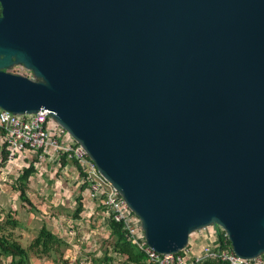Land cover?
I'll return each mask as SVG.
<instances>
[{"label":"water","instance_id":"obj_1","mask_svg":"<svg viewBox=\"0 0 264 264\" xmlns=\"http://www.w3.org/2000/svg\"><path fill=\"white\" fill-rule=\"evenodd\" d=\"M1 1V109L49 110L157 253L264 255V0Z\"/></svg>","mask_w":264,"mask_h":264},{"label":"built area","instance_id":"obj_2","mask_svg":"<svg viewBox=\"0 0 264 264\" xmlns=\"http://www.w3.org/2000/svg\"><path fill=\"white\" fill-rule=\"evenodd\" d=\"M25 71L22 66L10 70L34 79ZM0 138L5 141L9 151L7 163H15L23 155L37 158L38 163L51 161L59 164L61 156L65 154L76 161L86 176L91 199L101 201L106 218L123 224L131 242L146 254L149 261L157 264H202L205 259H213L227 264H264V255L256 259H242L235 254L228 233L219 225L193 233L182 253H157L147 243L140 218L129 208L120 192L99 173L85 149L57 123L49 110L15 115L0 108ZM197 235L194 244L192 238ZM198 244H202V250L200 254H195L193 248ZM82 264L85 262L82 261Z\"/></svg>","mask_w":264,"mask_h":264},{"label":"rangeland","instance_id":"obj_3","mask_svg":"<svg viewBox=\"0 0 264 264\" xmlns=\"http://www.w3.org/2000/svg\"><path fill=\"white\" fill-rule=\"evenodd\" d=\"M32 158L33 157L29 158V156H20L17 158L15 163H6V165L0 167V177H3L0 182L3 185H7L9 188L7 198L0 197V219H2V223H5L10 215L19 222V226L16 229H8L6 232H12L14 237L24 248L27 249L44 224L47 225L50 230L53 229V223H55L57 227L61 224L63 229L60 231V227L59 229L56 228V233L61 234L63 240H65L67 244L66 246L61 247L60 256L48 258L35 257L30 254L31 264H41L44 262H47L46 264H64V260H68V262H70L69 260L70 257L72 258V254H75L77 258L79 256L80 258L78 259L80 261H87L88 264H90V262L94 263V260H99L104 255L103 252L105 244L110 234L108 230L109 219L105 217V212L102 211V208H100L103 207L101 205V201L98 200L96 202L91 199L89 190H87L85 194L86 200L89 199L88 202H96V205L89 209L90 206L87 204L85 206V211L82 214L83 218L74 219L73 215L77 206L75 200L78 196H80L81 185L73 183L69 179L67 182L64 179L63 183L60 176L65 167H60L57 162L54 163L50 161V169H45L47 163H37V168H40V171L44 173L49 172L50 176H44V179L36 177V181L39 182L42 191L36 190L34 187L29 190V197L34 204L33 208L30 207L19 198L20 193L16 192L13 187L15 186L16 180L21 175L23 169L27 168L31 164L33 160ZM40 171L38 170V173H42ZM56 173H59L57 177L61 181V185H59L58 182L53 181ZM45 184H48L47 188ZM63 185H66V187ZM65 189L69 190V193H72V190L73 197L68 198L67 195H65L68 191ZM61 196H64V199L58 201ZM99 203L100 207H98ZM69 221L73 224L72 227L74 229L71 226H68ZM198 235L195 236V238H192V243L195 244L196 237H198ZM85 244L88 249L81 252L82 250L79 247ZM74 246L79 247L74 248ZM91 247L94 253L89 252ZM72 248L73 250L71 252L73 253L69 252ZM82 254H84V256L81 257ZM4 259L6 258L0 255V264L4 262ZM52 259L56 260V262H52Z\"/></svg>","mask_w":264,"mask_h":264},{"label":"trees","instance_id":"obj_4","mask_svg":"<svg viewBox=\"0 0 264 264\" xmlns=\"http://www.w3.org/2000/svg\"><path fill=\"white\" fill-rule=\"evenodd\" d=\"M9 151L4 140L0 138V167L6 165L8 160ZM38 159L34 158L31 164L24 168L21 175L17 178L16 184L13 187L20 193L19 198L28 204L30 207H34L33 202L28 196L29 179L37 171ZM68 164L74 165L80 172V177L83 179V186L81 192L87 191L88 184L86 176L83 170L77 165L76 161L70 160L65 154L61 156L59 160L60 167H66ZM85 199V197H84ZM97 202V201H96ZM95 202V203H96ZM76 210L74 212V219H82L83 212L85 211L84 200L80 195L76 199ZM100 207V203L99 206ZM102 211H105L103 207ZM19 226L18 220L12 216H8L5 223H2L0 219V255L4 256L3 264H31L30 254L36 257H48L53 258L60 256L61 247L66 246V241L63 237L50 230L47 225H43L37 236L34 238L29 248H24L22 244L14 237L12 232H6V230H14ZM108 230L110 232L108 240L105 244L104 255L99 260H94V263L99 264H157L149 261L146 254L138 249L127 236L126 230H124L123 224L109 219ZM202 250V244H198L193 248L195 254H200ZM183 251L179 252L182 253ZM55 259V258H54ZM53 262H56V260ZM91 263L90 264H94ZM64 264H82L79 259L74 262H68L64 260ZM85 264H88L85 261ZM202 264H227L226 262L217 261L213 259H205Z\"/></svg>","mask_w":264,"mask_h":264},{"label":"crops","instance_id":"obj_5","mask_svg":"<svg viewBox=\"0 0 264 264\" xmlns=\"http://www.w3.org/2000/svg\"><path fill=\"white\" fill-rule=\"evenodd\" d=\"M24 156V155H23ZM51 162L50 161H48L47 162V164H46V167H45V169H47V168H51V164H50ZM55 166V165H54ZM39 167V166H38ZM56 167V166H55ZM38 170L40 171V168H38ZM40 172H42V171H40ZM52 174V173H51ZM59 173H56L55 174V178H53V181L54 182H58V184L59 185H61V181L58 179V177H57V175H58ZM63 175H64V178H63ZM44 176H50L49 175V172H46V173H44V172H42V173H38V171L33 175V176H31L30 177V179H29V188H28V196L30 195V193H29V190L30 189H33V187H34V189H36V190H41V186H40V184H39V182L38 181H36V177H40V178H42V179H44ZM81 175H80V172H78V169L74 166V165H70V164H68L64 169H63V171H62V174H61V176H60V178H61V180L63 181V183H64V179H65V181L67 182V181H72L73 183H78L79 185H81V187H80V195L83 197V200H84V206H86L87 204H88V206H90L89 207V209L90 208H93V206L94 205H96L95 203H93V202H88V200H86V190L85 191H83V192H81V189H82V186H83V179L80 177ZM52 177V176H51ZM3 179V177H0V180H2ZM69 179V180H68ZM52 180V179H51ZM46 185V188L48 187V184H45ZM52 185H54V184H52ZM56 186H58V185H56ZM63 186H65L66 187V185H63ZM42 189H44V188H42ZM65 190H67V189H65ZM42 191V190H41ZM45 191V190H44ZM68 191V193H66L65 195H67V197L69 198H71V197H73L72 195H73V191L71 190V192L72 193H69V190H67ZM7 192H9V188H8V186L7 185H3L1 182H0V197H6L7 198ZM17 192V191H16ZM41 195V194H40ZM51 196V195H50ZM66 197V196H65ZM84 197H85V199H84ZM30 198V197H29ZM53 199V198H52ZM62 199H64V196H61V198H59L58 199V201L59 200H62ZM31 200V199H30ZM54 200V199H53ZM32 201V200H31ZM75 203H76V200H75ZM69 204H70V202H69ZM87 208V207H86ZM87 211V210H86ZM72 225L73 224H71V221H69L68 222V226H71L72 227ZM52 226H53V229H51L53 232H57V230H56V228H58L59 229V227H60V231H61V229H63L62 228V226H61V224H60V226H58L57 227V225L55 224V223H53L52 224ZM73 228V227H72ZM74 229V228H73ZM57 234V233H56ZM59 234V233H58ZM59 236L60 237H62L61 236V234H59ZM77 247H79V246H77ZM76 246H74V248H77ZM82 251L81 252H83L84 250H87L88 248L86 247V244L85 245H83V246H80L79 247ZM73 250V248L69 251V252H71ZM91 250H92V247L89 249V252L90 253H94V251L92 250V252H91ZM88 252V253H89ZM71 253H73V252H71ZM97 254V253H96ZM33 255V254H32ZM82 256H84V254H82L81 255V257ZM36 257V256H35ZM95 257H96V255H95ZM78 258H80L79 256H78ZM77 257H76V255L75 254H72V258L70 257V262H74L75 260H77L78 259ZM30 260H31V257H30ZM52 261V260H51ZM53 262V261H52ZM4 263V262H3ZM2 263V264H3ZM47 263V262H46ZM45 262L44 263H41V264H46Z\"/></svg>","mask_w":264,"mask_h":264},{"label":"flooded vegetation","instance_id":"obj_6","mask_svg":"<svg viewBox=\"0 0 264 264\" xmlns=\"http://www.w3.org/2000/svg\"><path fill=\"white\" fill-rule=\"evenodd\" d=\"M4 15V6H3V2L0 0V18ZM27 73V75L30 77V75H32L31 72L29 71H25ZM33 76V75H32Z\"/></svg>","mask_w":264,"mask_h":264}]
</instances>
